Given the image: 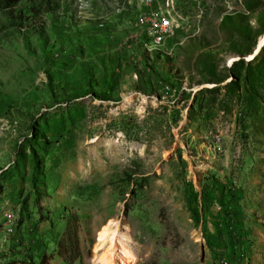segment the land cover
Listing matches in <instances>:
<instances>
[{
    "label": "rangeland",
    "instance_id": "rangeland-1",
    "mask_svg": "<svg viewBox=\"0 0 264 264\" xmlns=\"http://www.w3.org/2000/svg\"><path fill=\"white\" fill-rule=\"evenodd\" d=\"M59 4L0 11V264H96L110 221L135 264H264V0Z\"/></svg>",
    "mask_w": 264,
    "mask_h": 264
},
{
    "label": "trees",
    "instance_id": "trees-1",
    "mask_svg": "<svg viewBox=\"0 0 264 264\" xmlns=\"http://www.w3.org/2000/svg\"><path fill=\"white\" fill-rule=\"evenodd\" d=\"M20 1L0 0V11L4 18L2 31L8 35L37 34L39 31L36 23L38 16L58 9L59 3L62 2V0H34L26 8H17Z\"/></svg>",
    "mask_w": 264,
    "mask_h": 264
},
{
    "label": "bare ground",
    "instance_id": "bare-ground-1",
    "mask_svg": "<svg viewBox=\"0 0 264 264\" xmlns=\"http://www.w3.org/2000/svg\"><path fill=\"white\" fill-rule=\"evenodd\" d=\"M264 35L260 38L257 47L263 44ZM116 221L108 222L100 231L95 245V251L105 248L96 264H135L136 259L130 249L129 239ZM131 241V240H130ZM98 257V256H97ZM95 264V263H94Z\"/></svg>",
    "mask_w": 264,
    "mask_h": 264
},
{
    "label": "built area",
    "instance_id": "built-area-1",
    "mask_svg": "<svg viewBox=\"0 0 264 264\" xmlns=\"http://www.w3.org/2000/svg\"><path fill=\"white\" fill-rule=\"evenodd\" d=\"M155 0H141L144 6L149 7ZM166 6H167V2ZM133 26L143 35L141 46L148 52L164 45L165 41L170 38L175 30L171 18L162 13L160 9H151L139 13L134 21ZM10 220V216H7Z\"/></svg>",
    "mask_w": 264,
    "mask_h": 264
},
{
    "label": "water",
    "instance_id": "water-1",
    "mask_svg": "<svg viewBox=\"0 0 264 264\" xmlns=\"http://www.w3.org/2000/svg\"><path fill=\"white\" fill-rule=\"evenodd\" d=\"M259 50V48L257 47V45L255 46V48H254V54L257 52Z\"/></svg>",
    "mask_w": 264,
    "mask_h": 264
}]
</instances>
